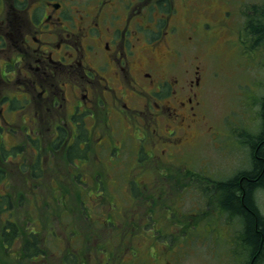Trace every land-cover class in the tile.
<instances>
[{
	"label": "rangeland",
	"instance_id": "1",
	"mask_svg": "<svg viewBox=\"0 0 264 264\" xmlns=\"http://www.w3.org/2000/svg\"><path fill=\"white\" fill-rule=\"evenodd\" d=\"M242 2L236 18L239 26L229 20L235 24L231 34L213 30V37L199 45L197 53L205 71L199 109L204 117L197 126L187 128V139L176 147L178 156L173 163L156 164V154L137 157L145 132L135 127L131 117L129 122L113 119L115 129L107 149L97 142L105 136L102 125L108 119L96 113L88 116L85 137L80 139L86 150L76 157L54 144L53 148L43 146L44 134L36 130L30 132L40 137L42 147L30 149L29 130L19 119L10 124L17 131L5 127L4 144L22 143L27 149L12 161H0L5 169L0 203L4 208L9 204L0 210V264H66L64 256L74 257L73 253L77 255L73 264L245 263L246 250L239 242L243 222L220 212L215 197L204 189L208 188L205 181L229 179L249 168L248 137L260 133L264 123V35L255 40L249 23L254 19L249 16L251 5L261 0ZM207 4L215 12H223L221 0ZM262 18L260 13L257 19L264 21ZM178 20L187 21L183 15ZM181 35L186 33L178 37ZM184 53L188 55L189 50ZM113 121L109 120L110 125ZM60 123L71 137L67 119ZM98 128L103 130L100 137ZM80 129L84 133V127ZM118 145L123 148L113 156ZM145 148L151 149L148 140ZM37 152L40 160L31 165L30 158L35 160ZM36 165L42 168L39 173H35ZM255 198L264 215V187L256 191ZM9 219L27 231L40 229L43 255L26 259L19 239L12 248L3 246ZM188 224L193 225L185 230Z\"/></svg>",
	"mask_w": 264,
	"mask_h": 264
},
{
	"label": "flooded vegetation",
	"instance_id": "2",
	"mask_svg": "<svg viewBox=\"0 0 264 264\" xmlns=\"http://www.w3.org/2000/svg\"><path fill=\"white\" fill-rule=\"evenodd\" d=\"M240 1L221 0L223 12H215L208 8L209 0H0V161H12L27 149L22 143L4 144L5 127L17 131L10 124L18 119L29 130L30 149L42 147L40 137L31 133L36 130L44 134L43 146L54 144L76 157L86 150L84 122L96 113L108 119L100 147L111 145L114 118L121 122L131 117L145 132L137 157L156 154V164L173 163L187 128L204 117L199 109L205 79L199 45L213 37V30L231 34L239 26ZM257 4L249 15L254 16L249 23L255 40L263 35L256 26L264 0ZM181 15L186 23L179 22ZM64 119L71 137L60 123ZM145 140L152 150L145 148ZM36 154L31 165L40 160ZM38 167L35 173L42 170ZM4 172L0 164L1 182Z\"/></svg>",
	"mask_w": 264,
	"mask_h": 264
},
{
	"label": "trees",
	"instance_id": "3",
	"mask_svg": "<svg viewBox=\"0 0 264 264\" xmlns=\"http://www.w3.org/2000/svg\"><path fill=\"white\" fill-rule=\"evenodd\" d=\"M262 19L264 20V14ZM256 27L264 35V21H259ZM262 114L264 119V107ZM248 142L251 145L252 154L249 168L229 179L205 181L208 188L204 186V189L207 195L217 197L216 203L222 212L231 217L238 216L243 222L239 242L246 250L244 264H262L264 261V215L258 208L255 193L259 188L264 187V123L260 133L249 136ZM71 148L78 150L74 145ZM7 206H9L8 203ZM11 214L14 213L11 212ZM31 232L27 235L17 221L9 219L3 234L4 246L12 248L15 240L21 239V252L26 259L43 255L40 229ZM73 255L74 257L69 254L71 258L67 257L66 264H73L75 254Z\"/></svg>",
	"mask_w": 264,
	"mask_h": 264
},
{
	"label": "bare ground",
	"instance_id": "4",
	"mask_svg": "<svg viewBox=\"0 0 264 264\" xmlns=\"http://www.w3.org/2000/svg\"><path fill=\"white\" fill-rule=\"evenodd\" d=\"M245 254V253H244ZM246 255V254H245Z\"/></svg>",
	"mask_w": 264,
	"mask_h": 264
}]
</instances>
